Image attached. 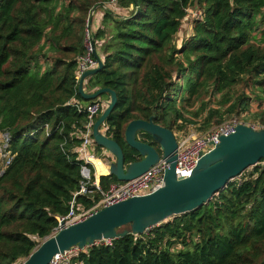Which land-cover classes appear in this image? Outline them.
<instances>
[{"label": "trees", "instance_id": "1", "mask_svg": "<svg viewBox=\"0 0 264 264\" xmlns=\"http://www.w3.org/2000/svg\"><path fill=\"white\" fill-rule=\"evenodd\" d=\"M108 2L0 0V133H9L13 157L0 174V264H20L52 234L79 189L81 166L93 169L77 151L87 117L75 103L97 100H85L76 81L95 6L103 66L83 90L115 91L101 130L122 148L125 164L140 159L124 138L133 119H152L174 135L232 117L264 129V0ZM193 6L200 15L176 41ZM239 177L142 234L79 248L69 264H264V160ZM99 182L107 189L120 181L107 174Z\"/></svg>", "mask_w": 264, "mask_h": 264}, {"label": "water", "instance_id": "2", "mask_svg": "<svg viewBox=\"0 0 264 264\" xmlns=\"http://www.w3.org/2000/svg\"><path fill=\"white\" fill-rule=\"evenodd\" d=\"M134 4L137 5L136 0ZM96 7L92 8L87 20L89 32L92 13ZM93 55L98 64L81 74L77 89L85 100L95 99L102 93L109 94V101L92 126L93 145H98L110 156L115 157L109 164L108 174L114 175L120 182L128 181L141 175L163 158L169 163L164 171V183L149 194L110 204L83 221L61 227L54 235L44 238L20 264H49L55 254L74 246L82 249L97 241L112 240L128 233L142 234L173 215L189 212L207 203L243 170L261 159L264 160V129H253L239 123L234 133L220 136L219 143L198 159L187 177H178L175 172L177 141L174 133L155 124L152 119H133L125 127L124 138L126 143L136 150L140 159L125 164L122 148L101 130V125L116 102L115 91L109 88H99L94 92L83 90V80L103 66V61L95 49ZM138 132L149 134L158 143L160 151L137 139ZM127 225L129 228H123Z\"/></svg>", "mask_w": 264, "mask_h": 264}, {"label": "built area", "instance_id": "3", "mask_svg": "<svg viewBox=\"0 0 264 264\" xmlns=\"http://www.w3.org/2000/svg\"><path fill=\"white\" fill-rule=\"evenodd\" d=\"M116 2L117 0H109L108 4L114 5ZM84 47V53L77 59L76 81L83 72L95 68L98 64L97 59L93 56V49L96 50L94 46V34L92 29L89 32L87 27ZM75 104H77L78 110L85 111L87 117L85 130L82 133L83 140L81 145L77 148V151L79 157L83 159L85 163H89L92 166V158L96 156L94 145L92 143V126L95 118L107 103H103L100 100H94L85 105H80L78 103ZM239 123L246 124L253 129H261L253 123L244 122L237 117H232L225 122L211 127L205 132L199 133L194 130H189L187 133L179 135L176 139V175L178 177H187L195 167L198 159L219 143L220 136L234 133L235 128ZM9 140L10 136L8 132L4 131L0 133V155L3 157L0 174L11 163L13 158L9 150ZM90 148L92 151H90ZM168 166L169 163L165 159L160 158L158 162L149 167L148 170L141 175L128 181L111 183L107 189H103L99 182L100 176H98L96 171L90 169L86 165H82L80 168L81 180L79 189L75 192L73 199L70 202V209L67 214L58 217L57 224L53 228L51 235L57 233L63 226L66 227L83 221L105 206L130 197L151 193L163 185L164 171ZM96 193L100 196L99 198L94 199ZM77 195H85L86 197L91 198V205L84 207L75 203V197ZM98 242L111 244L110 240H101L95 243ZM78 250L80 249L77 246H74L61 253H57L52 257L49 264H69L70 258Z\"/></svg>", "mask_w": 264, "mask_h": 264}, {"label": "rangeland", "instance_id": "4", "mask_svg": "<svg viewBox=\"0 0 264 264\" xmlns=\"http://www.w3.org/2000/svg\"><path fill=\"white\" fill-rule=\"evenodd\" d=\"M96 13H95V15H96V17L100 14V11L99 10H97V11H95ZM199 14H200V10L198 9V7L197 6H193V7H190L188 10H187V15L185 16V18H184V21H183V23H182V25H181V27H180V30H179V33L177 34V36H176V41L177 40H179V39H181V38H184L185 36H187L189 33H190V26H191V19H194L195 17H199ZM89 16H90V13H89V15H88V17H87V20H88V18H89ZM87 20H86V27H87ZM93 22V23H92ZM91 22V29H92V31L93 32H95V30H96V28H97V24L96 23H98V21L97 20H93ZM94 34V33H93ZM106 35H108L107 37H109V31H106ZM85 37H86V28H85ZM85 39V38H84ZM104 41H105V39H101V40H99V42H98V47H95V48H97V50H98V52H97V55L99 56V53H100V48L101 47H99L100 45H102L103 43H104ZM94 56V55H93ZM95 57V56H94ZM88 71V70H87ZM84 73V72H83ZM77 75V74H76ZM81 77V76H80ZM80 77H79V79H80ZM79 79L77 80V81H79ZM84 89H86L85 88V85H84ZM87 90V89H86ZM107 93H104V95H99V96H97L96 97V99L97 100H100V101H102L103 103H107ZM104 109V108H103ZM102 109V110H103ZM248 123H250V122H248ZM254 123V122H253ZM255 124V123H254ZM105 130L104 129H102V132H104ZM179 137V134L178 133H176L175 134V138L177 139ZM93 142V141H92ZM95 155H97V156H100V154L99 153H95ZM101 157V156H100ZM114 159H115V157L114 156H112ZM2 162H3V157L0 155V170L2 169ZM260 165H262V163L260 164ZM237 177H239V175L237 176ZM237 177H235V178H237ZM234 178V179H235ZM240 178V177H239ZM123 228H129V226L127 225V226H124ZM179 247V246H178ZM175 251H177V250H175Z\"/></svg>", "mask_w": 264, "mask_h": 264}, {"label": "crops", "instance_id": "5", "mask_svg": "<svg viewBox=\"0 0 264 264\" xmlns=\"http://www.w3.org/2000/svg\"><path fill=\"white\" fill-rule=\"evenodd\" d=\"M103 152L106 153L103 150H101L99 153L102 157L96 155L94 158H92V167L96 171L98 176L107 175L109 164L113 161L112 156H108L109 161H106V157H105L106 155ZM106 154H108V153H106Z\"/></svg>", "mask_w": 264, "mask_h": 264}, {"label": "flooded vegetation", "instance_id": "6", "mask_svg": "<svg viewBox=\"0 0 264 264\" xmlns=\"http://www.w3.org/2000/svg\"><path fill=\"white\" fill-rule=\"evenodd\" d=\"M140 136H142V138H143V142H145V143H147V144H149V145H151L152 147H154L157 151H160L159 150V145H158V143H156L151 137H150V135L149 134H147V133H144V132H138L137 134H136V137H137V139H139V138H141ZM140 140V139H139ZM94 149H97L96 148V146H94ZM101 150H103V149H101L100 148V151ZM104 151V150H103ZM104 153V152H103ZM107 153V152H106ZM106 153H104L106 156V161H109V158H108V156H110L109 155V153L108 154H106ZM112 160H114V158L112 159Z\"/></svg>", "mask_w": 264, "mask_h": 264}]
</instances>
